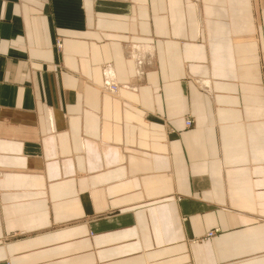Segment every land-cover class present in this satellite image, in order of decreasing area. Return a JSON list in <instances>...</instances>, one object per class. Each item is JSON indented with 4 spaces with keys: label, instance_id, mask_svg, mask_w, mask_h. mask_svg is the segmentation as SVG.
<instances>
[{
    "label": "crops",
    "instance_id": "0c3cea01",
    "mask_svg": "<svg viewBox=\"0 0 264 264\" xmlns=\"http://www.w3.org/2000/svg\"><path fill=\"white\" fill-rule=\"evenodd\" d=\"M0 264H264V0H0Z\"/></svg>",
    "mask_w": 264,
    "mask_h": 264
},
{
    "label": "rangeland",
    "instance_id": "374dc122",
    "mask_svg": "<svg viewBox=\"0 0 264 264\" xmlns=\"http://www.w3.org/2000/svg\"><path fill=\"white\" fill-rule=\"evenodd\" d=\"M55 48H56V50H61V48H62V41L60 39H58L56 41ZM107 86L105 87V89H107L109 93L112 94V93H115L116 92V87L115 86H108V87ZM187 121L190 123V126L189 127L186 126L187 125V123H186ZM184 126H185V128H190L192 126V121L190 119L189 120H185L184 121ZM211 232L213 233L211 236L207 237L208 234H211L210 232H208L205 237H207V238L213 237L214 235H216V233H218V230H213Z\"/></svg>",
    "mask_w": 264,
    "mask_h": 264
},
{
    "label": "built area",
    "instance_id": "2783aa9c",
    "mask_svg": "<svg viewBox=\"0 0 264 264\" xmlns=\"http://www.w3.org/2000/svg\"><path fill=\"white\" fill-rule=\"evenodd\" d=\"M114 91H115V90H114ZM186 123H187V125H186V126H188V127H189V126H190V123H189L188 121H187ZM210 233H211V234H208V236H207V237H209V236H211V235L213 234L212 232H210Z\"/></svg>",
    "mask_w": 264,
    "mask_h": 264
}]
</instances>
